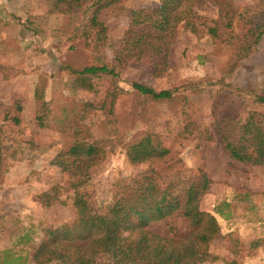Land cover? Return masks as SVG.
<instances>
[{
    "label": "rangeland",
    "instance_id": "374dc122",
    "mask_svg": "<svg viewBox=\"0 0 264 264\" xmlns=\"http://www.w3.org/2000/svg\"><path fill=\"white\" fill-rule=\"evenodd\" d=\"M90 5L0 0V264H49L32 253L49 229L78 216L70 197L77 177L61 161L77 140L99 146L87 176L74 186L89 204H104L112 189L125 185L153 181L181 188L201 170L208 185L199 209L221 208L222 215L215 214L219 234L197 264H264V163L231 159L212 115L217 89L248 80L264 90V36L247 57L234 59V69L228 65L259 22L264 0H196V21L215 26V35L178 24L166 66L156 72L145 62H117L115 56L129 30L126 10H151L159 1L117 0L99 9L100 35L86 22ZM89 65H104L108 73L77 72ZM132 82L173 89L174 97L144 98ZM237 108L230 118L246 115ZM144 135L167 148L161 166L126 158L125 145ZM44 193L51 197L46 203ZM93 264L116 263L100 255Z\"/></svg>",
    "mask_w": 264,
    "mask_h": 264
},
{
    "label": "trees",
    "instance_id": "16d2710c",
    "mask_svg": "<svg viewBox=\"0 0 264 264\" xmlns=\"http://www.w3.org/2000/svg\"><path fill=\"white\" fill-rule=\"evenodd\" d=\"M62 1L76 7L86 2ZM116 1L89 0L91 5L86 22L94 33L100 35L105 31L103 23L97 19L98 10ZM158 1L159 5L151 10H126L130 16L129 30L115 61L145 62L156 72L166 66L167 46L178 24L190 32H198L201 27L215 35V26L196 21L199 18L196 0ZM249 32L229 56V70L235 66L232 64L234 59L247 57L264 36V12ZM224 41L217 39V44ZM77 72L108 73L104 65L85 66ZM131 87L150 100L174 97L173 89L156 91L135 82ZM214 95H217L215 99L213 97L215 108L212 110L216 135L228 156L252 165L264 163V113L255 110L261 107L264 111V90L246 80L245 85L238 82L229 90L217 89ZM236 104L237 109L246 114L243 118H230ZM187 125V122L183 123L182 130L185 131ZM124 148L129 162L146 161L151 166H161V158L168 151L161 141L148 135L132 139ZM98 153L99 146L95 142L77 140L61 154L63 168L77 177L74 186L82 183L81 176H87L86 169ZM207 185L206 175L197 170L184 187H176L171 182L161 186L153 181L125 185L112 189L109 200L101 205L89 204L86 194L73 186L70 197H73L78 216L71 223L49 229L47 240L36 246L32 257H40L42 263L49 264H93L100 255H106L116 264H197L209 255L207 246L219 234L215 214L222 215L221 208L212 212L199 209V198ZM40 197L45 203L51 199L46 193ZM158 223L164 230H151V226ZM228 264L235 263L230 260Z\"/></svg>",
    "mask_w": 264,
    "mask_h": 264
}]
</instances>
